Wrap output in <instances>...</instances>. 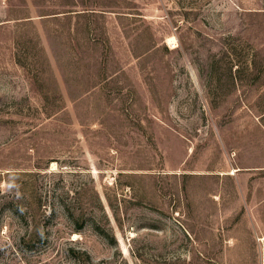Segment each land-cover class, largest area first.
Here are the masks:
<instances>
[{
    "label": "rangeland",
    "instance_id": "rangeland-1",
    "mask_svg": "<svg viewBox=\"0 0 264 264\" xmlns=\"http://www.w3.org/2000/svg\"><path fill=\"white\" fill-rule=\"evenodd\" d=\"M0 264H264V0H0Z\"/></svg>",
    "mask_w": 264,
    "mask_h": 264
},
{
    "label": "bare ground",
    "instance_id": "bare-ground-1",
    "mask_svg": "<svg viewBox=\"0 0 264 264\" xmlns=\"http://www.w3.org/2000/svg\"><path fill=\"white\" fill-rule=\"evenodd\" d=\"M171 41L174 42V41H175V38H172ZM54 165H55V164H54ZM53 167H54V166H53Z\"/></svg>",
    "mask_w": 264,
    "mask_h": 264
}]
</instances>
